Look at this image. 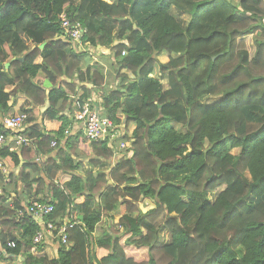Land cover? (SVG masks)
I'll return each instance as SVG.
<instances>
[{"label":"trees","instance_id":"1","mask_svg":"<svg viewBox=\"0 0 264 264\" xmlns=\"http://www.w3.org/2000/svg\"><path fill=\"white\" fill-rule=\"evenodd\" d=\"M64 12L87 27L83 41L114 55L118 82L103 94L102 115L135 125L124 136L130 157L66 133L75 120L65 112L67 89L76 92L84 70L82 53L61 37ZM92 83L105 90L101 70ZM20 94L36 146L0 144L11 168L0 171L7 264H264V0H0V116ZM210 96L220 98L203 100ZM33 153L42 160L26 158ZM18 180L25 188L11 205ZM144 199L154 205L145 212ZM38 202L55 206L46 221H81L54 257L42 244L32 251L41 226L26 207ZM117 211L115 229L95 236Z\"/></svg>","mask_w":264,"mask_h":264},{"label":"built area","instance_id":"2","mask_svg":"<svg viewBox=\"0 0 264 264\" xmlns=\"http://www.w3.org/2000/svg\"><path fill=\"white\" fill-rule=\"evenodd\" d=\"M61 26H62V37L71 40L75 45L81 44V40L84 34L87 32V27L81 21L75 19L72 20L69 15L64 12L61 16ZM125 54V52H124ZM74 105V117L79 122L83 123L84 133L86 141L90 142H100L107 141L109 148L116 152V149L120 143H125L126 147L122 150H126L128 157L133 155V150L131 148V141L125 139V135L131 136L126 127L123 125H116L112 119L108 116L102 115L101 108L102 104L98 107L95 104L94 98H84L83 92H78L72 96ZM87 106V107H86ZM27 113H8L2 120L3 129L0 133V144L7 145L11 150H17L22 147H35L36 140L26 132V122ZM90 129V131H87ZM116 132L120 134L113 136ZM66 133H70L68 130ZM52 146H56L55 140L51 143ZM121 151V150H120ZM42 160V155H36V161L40 162ZM5 162L0 159V171L7 175L8 168ZM3 193L0 187V194ZM29 215L31 214L37 220L41 229L36 233L33 243L34 246L32 251L34 253L38 252V247L42 244L44 237L48 234L53 236L58 240L60 245H65L67 249L72 245L69 241L68 231L74 228L75 225L81 224L80 220H73L74 217L66 218L61 224H56L53 220L46 221L45 218L50 216L55 211V206L53 203L38 202L36 204L31 203L30 206L26 207ZM22 212L19 211V214Z\"/></svg>","mask_w":264,"mask_h":264},{"label":"crops","instance_id":"3","mask_svg":"<svg viewBox=\"0 0 264 264\" xmlns=\"http://www.w3.org/2000/svg\"><path fill=\"white\" fill-rule=\"evenodd\" d=\"M171 12L173 14H179V13H177L179 11L176 8L171 9ZM65 40H67V39L65 38ZM74 46H75V48H77V50L80 53H82L81 55L83 56V64L81 66L83 67L84 73H83L82 81H79V83L77 85L76 92H71L69 89H67V92L70 96V100H69L70 102H68V105L65 107V112H67L68 114H72L73 118H75L74 117L73 98H72V96L74 94H76L78 92H83L84 98H94V99L96 98L95 104L99 107L103 103V99H104L103 94L106 92V89L107 88L110 89V88L114 87V84L118 82V81H115V78H114V76H115V67H114L115 58H114V55L112 54L110 48L101 47V46L95 47V46L91 45L89 42L83 41V38L81 40V44H79L78 46L74 44ZM158 57L160 58V60L162 62H167L170 58V55L167 52H162L161 54H159ZM37 62L41 63L42 57H38ZM96 70H101L103 72L105 78H106V83L104 84L105 90H104V88H101V87H94V85L92 83V76ZM122 72L128 74L129 79L135 78V74L130 70L124 69ZM37 81L40 84H42L43 86H45L47 89L50 90V88H51L50 83L45 78L39 77L37 79ZM162 83L165 86V88H167L168 75L164 76V78L162 79ZM86 90L90 91L88 97L84 96V93L86 92ZM216 100H218V99H216ZM9 105H13V108L9 112V114L10 113L15 114V113H18L21 111L22 106L27 107L29 104L27 102L26 96L24 94H20L16 98H15V96H13L11 98V100L9 101ZM101 111L103 113L102 108H101ZM120 115L124 117V115L122 113H120ZM5 116L6 115L0 116V126H2V120H3V117H5ZM42 120H43L42 116H39L38 121L42 122ZM75 124H78L79 127H77L74 132H70V133L74 134L76 132L79 133L82 131L83 135L85 136L83 123L79 122L75 118L72 125H75ZM44 125L49 127V124L47 122H45ZM27 126H29L28 123L26 124V127ZM134 128H135L134 124L129 127V130L126 127L129 134H132ZM88 149L90 152H87V153L91 154V148L89 147ZM18 150L22 151V148H19ZM81 152H82L81 155L85 159V162H87L88 159L86 157V152L84 150ZM87 156H89V155H87ZM26 158H28L30 160L31 159L35 160L36 159L35 153H33V155L29 156V157L26 155ZM5 165H6V163H5ZM6 168H8V166ZM10 170H11V168H8V174H9ZM19 170H21L20 167H18V171ZM85 170H86V168H85ZM7 181H9V180H7ZM14 188H15V190L13 192H11L12 197H14V196L17 197L20 194L19 192H21L25 188V184L22 181L18 180L17 187L15 186ZM29 196H30L29 194H27L25 196L24 200L22 201L23 205H25L26 201L29 200ZM40 196H42V195L40 194ZM141 202H140V208H142V210H143V203H141ZM152 206H153V204H152ZM119 217H118V220H119ZM1 232H2V225L0 224V238H1ZM98 235L99 234H95V236H98ZM59 247H60V244H59L58 240L55 239L53 236L47 234L44 237V240L42 242V249H43V252H46L50 257H54L58 254ZM20 259L22 260L23 258L21 257ZM8 262L9 261H7V260L5 261L4 259L0 258V264H7Z\"/></svg>","mask_w":264,"mask_h":264},{"label":"rangeland","instance_id":"4","mask_svg":"<svg viewBox=\"0 0 264 264\" xmlns=\"http://www.w3.org/2000/svg\"><path fill=\"white\" fill-rule=\"evenodd\" d=\"M177 13H179V12H177ZM180 14H178V15L183 20V22H187L189 20L190 15H188V14H184V15L181 14L180 15ZM246 43H247V48L249 49L251 54H253L254 51H255V48H254V45H253V42H252V37H248L246 39ZM219 98H220V96L219 97L218 96H210V97L204 98L203 100L205 102H213V101H215L216 99H219ZM128 130H129V128H128ZM217 193L218 192H212V193L209 194V197L213 200L216 197ZM141 203H143V211L144 212L149 210V209H151L154 206V205L152 206L153 202L151 200H149V199H144ZM118 215H119L118 211L115 212V215H114L115 216V221H113V222H110L106 218L103 219V221L101 222V224L99 225V227H98V229L96 231V234H100L105 227H111L112 229H115L116 223H117V220H118V217H119ZM164 219H165V215H162L157 221L158 224L163 223ZM118 229H119V227H118ZM164 239L165 240L168 239V235L167 234L164 236Z\"/></svg>","mask_w":264,"mask_h":264},{"label":"clouds","instance_id":"5","mask_svg":"<svg viewBox=\"0 0 264 264\" xmlns=\"http://www.w3.org/2000/svg\"><path fill=\"white\" fill-rule=\"evenodd\" d=\"M86 107H87V106H86ZM77 127H79L78 124L71 125V127L68 129V131H69V132H74V131L76 130ZM87 131H90V129H88ZM119 134H120L119 132H116V133L114 134V136H113V139H115V136H118ZM125 147H126V144H125V143H120V144L118 145L117 149H116V154H118L119 151L122 150V149L125 148ZM112 162H113V163L115 162L114 157H113V159H112ZM93 174H95V173H93ZM0 195H1V194H0ZM14 197H15V196H14ZM14 197H11V198L9 199V202H10L11 205L13 204V200H12V199H13Z\"/></svg>","mask_w":264,"mask_h":264}]
</instances>
